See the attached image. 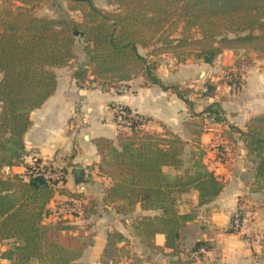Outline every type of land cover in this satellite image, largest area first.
<instances>
[{"label":"trees","instance_id":"1","mask_svg":"<svg viewBox=\"0 0 264 264\" xmlns=\"http://www.w3.org/2000/svg\"><path fill=\"white\" fill-rule=\"evenodd\" d=\"M48 1L0 0V169L22 164L30 113L55 92V68L76 60L77 35L85 54L71 72L77 86L105 91L116 86L115 92L121 93L118 85L125 88L141 76L144 86L170 90L189 109L193 108L189 89L176 82L164 84L157 74L162 53L171 54L176 63L195 59L212 64L224 50H246L264 57V0H108L114 6L111 10L94 0H65L70 11L80 13V20L40 15L37 11ZM249 62L247 57L245 63ZM212 90L213 86L206 87L204 95ZM191 113L194 118L183 122L190 133L188 143L164 125L161 132L150 131L139 120H134L130 133L92 139L99 155L98 170L110 178L102 204L124 214L137 207L150 212L134 218L136 234L148 247L159 252L167 248L176 255L170 264L192 261L187 253L180 256L179 239L186 223L196 218L197 209L180 211L182 195L195 190L197 206H201L224 186L204 162L206 150L200 142L205 117L226 122L221 100ZM222 134L232 150L241 141L254 163L252 185L256 190L264 188V113L251 116L243 127L228 124ZM187 145L191 149L184 154ZM225 153L217 145L216 154ZM164 166H172L176 173L165 172ZM56 184L39 174L27 180L17 173L0 175V243L5 244L0 257L7 260L0 264H84L81 258L92 236L68 219L45 220ZM86 204L90 212L84 218L96 213L92 207L97 202L87 199ZM157 233L164 236L162 245L155 243ZM125 238L120 230L107 231L101 264L115 262L125 252L120 244ZM202 244L196 242L193 250Z\"/></svg>","mask_w":264,"mask_h":264},{"label":"crops","instance_id":"2","mask_svg":"<svg viewBox=\"0 0 264 264\" xmlns=\"http://www.w3.org/2000/svg\"><path fill=\"white\" fill-rule=\"evenodd\" d=\"M225 53L224 50L222 54ZM84 60L85 56H82L80 60L55 68L56 90L40 107L31 111L32 123L24 134L26 154L42 160L60 158L64 164V180L56 187L54 197L48 204L47 217L54 215L56 205L69 198L68 194L59 189L82 193L85 204L87 199L102 203L103 190L110 183V178L98 170L99 155L92 139L98 136L115 138L118 134L120 125L116 120L115 107L109 109L111 105L127 106L142 119V127L161 132L164 125L188 143L190 133L183 122L194 118L191 111L199 112L206 104L221 100L226 122L204 126L200 142L208 148H205L204 162L223 179L224 186L211 202L201 206H197L198 195L195 190L185 194L191 200L180 211L194 207L197 215L181 230L179 241L183 251L180 256L184 258L185 253H189L192 258L189 264H264V188L256 190L252 185L254 163L246 156L241 141L232 150L222 134L228 124L243 127L248 118L264 113V73L249 67L239 96L234 91L227 97L217 92L196 99L190 96L193 108L189 109L170 90H164L158 85L144 86L141 76L134 77V87L133 79L130 80L127 83L130 89L121 93L113 89L105 91L99 87H79L71 78V72ZM189 61L173 64L172 59L167 64L160 62L157 74L164 84L185 83L187 74L190 78L196 75L194 72L197 64ZM248 76L251 85H247ZM105 107L112 118L107 116ZM207 118L210 122L213 120L212 117H205L204 121ZM217 145H222L226 150L224 162L216 154ZM21 169L20 165L14 166V170ZM163 169L171 175L176 173L174 168L170 170L164 166ZM237 209L242 212L241 233L231 230L232 215ZM145 213L150 212L137 207L134 216ZM111 229L92 235V244L85 249L81 258L83 263L87 255L99 258L106 233ZM198 241L203 242L200 247L203 246L204 251L196 254L193 246ZM163 242V234L157 233L155 243L162 245ZM4 247L0 243V250ZM164 251L170 250L165 248ZM0 263H7V260L0 257ZM165 264L170 263L166 261Z\"/></svg>","mask_w":264,"mask_h":264},{"label":"rangeland","instance_id":"3","mask_svg":"<svg viewBox=\"0 0 264 264\" xmlns=\"http://www.w3.org/2000/svg\"><path fill=\"white\" fill-rule=\"evenodd\" d=\"M94 2L97 6L104 9L111 10L114 7L113 5H110L108 3V0H94ZM37 12L40 15H48V16H56V17L69 16L76 20L81 19L79 12L70 11L68 9L65 0H49L48 2L44 3L43 6ZM75 47L77 51V58H76L77 61L80 60L82 56H85L84 51L82 49L83 40L79 35L76 36ZM140 51L142 53H145L146 49L140 48ZM225 52L226 53L222 54L221 57L218 56L212 64H208L200 60L189 59L190 61L188 63L197 64L196 71L194 72V74L196 75L195 77L190 78V75L187 74L185 78L186 82L180 83L182 87L189 89V97L192 96L195 99L196 97H200V98L203 97L204 93H206V87L208 86H213V90L211 91V95H206L205 97L212 96L216 92L219 93L220 96L227 97L228 95L232 94L231 93L232 91H234L235 95L237 94V96H239L243 91L242 89L245 83L246 70L249 67L264 73V57H258L255 53L248 52L246 50H239V51L225 50ZM247 57H249L251 61L248 64L245 63ZM160 58H161L160 62L162 63L167 64L172 59H173V64L175 63V59L169 53H162L160 55ZM248 79L249 80L247 82V85H251L250 76H248ZM190 83L192 85H190ZM132 86L134 87V78H133ZM112 89L116 91L117 87L114 86V88ZM118 89H122L123 91L126 90L128 91L130 89V86L127 85L124 88L118 85ZM113 107H115L116 114L117 112L122 111V113H120V117L116 118L118 124L120 125L119 126L120 129L118 133L120 132L130 133L131 131L130 128L132 124H134V120L138 119L136 117L138 115L135 114L134 116V111L131 110V112H127L123 108L124 106L117 107L116 104L113 106L111 105L109 109H112ZM104 110L106 111L107 116L109 118H112L111 113L109 112L108 109H106V107ZM203 122H204L203 124L204 126L210 127L216 121L211 120L210 122L209 118H207V120ZM142 128H144V126ZM204 148L208 149L207 147ZM190 149H191L190 145H187L185 147L184 154H189ZM55 161H58V163L61 164L62 169L64 170V164L60 162L61 161L60 158H57ZM166 167L170 168V170H173L172 166H166ZM70 197L72 196H69V198ZM181 198H182L181 201L178 203L179 210L185 208V205L190 203L191 200L190 196L188 195H182ZM80 199H81L80 213H74L73 218L67 217L66 219L70 220L71 222L77 223L78 226H82L86 230V233L90 234L91 236L93 234H96L97 232H100L102 234L106 229L109 228L116 229L115 227H118L126 237L125 240L120 243L121 245L124 246L123 248L125 252L115 262H109L108 264H165L166 261L170 262L172 258H176V255L170 254L169 251L167 252L156 251L148 247L144 242L140 241V238L136 234V230L134 228V218L137 216V215L134 216V212L129 214H124L118 212L112 205L109 206L107 205V207H105L102 205V203L101 204L97 203L95 207L94 206L92 207L95 208L96 213L90 214L88 218H84V215L90 212V208H88L89 207L88 204L85 205V203H83L82 198ZM47 214L45 218L46 221L54 222L59 218V217L54 218V216L56 215L53 214L47 217ZM2 245L5 246L3 242H1V246ZM84 264H101V262L99 258L97 259L94 255L91 254V255H87Z\"/></svg>","mask_w":264,"mask_h":264},{"label":"built area","instance_id":"4","mask_svg":"<svg viewBox=\"0 0 264 264\" xmlns=\"http://www.w3.org/2000/svg\"><path fill=\"white\" fill-rule=\"evenodd\" d=\"M120 113L122 111L117 112V117H120ZM131 115V114H130ZM135 116V113H134ZM140 121H142L141 118L136 116ZM137 119V120H138ZM219 160L224 161L225 156L222 154H219ZM22 167L21 170H14V166H8L4 165L0 169V175L3 177H7L12 175L13 173H17L22 177L24 180H27L30 175L39 174L46 178L47 180L51 181H57V186L61 184L62 178L64 177V171L62 169L61 164L58 163V161H55L53 159L50 160H42L35 156H31L29 154L23 155V162L20 164ZM80 203L81 199L76 197H70L62 202H60L56 207L54 208V215L56 217H59L58 219L63 218L66 219L67 217H72L74 213H80ZM47 210L48 207H47ZM48 213V211H47ZM242 212L240 209H237L234 214L232 215V222H231V230L234 233H241L242 230ZM204 247H200L195 251L196 254L203 252Z\"/></svg>","mask_w":264,"mask_h":264}]
</instances>
